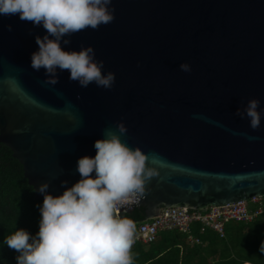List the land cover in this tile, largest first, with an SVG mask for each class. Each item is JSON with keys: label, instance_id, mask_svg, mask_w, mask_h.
I'll list each match as a JSON object with an SVG mask.
<instances>
[{"label": "water", "instance_id": "water-1", "mask_svg": "<svg viewBox=\"0 0 264 264\" xmlns=\"http://www.w3.org/2000/svg\"><path fill=\"white\" fill-rule=\"evenodd\" d=\"M114 20L70 37L65 50L92 46L111 89L57 73L47 83L31 55L42 27L0 16V142L21 163L36 199L61 195L80 176L77 160L116 132L139 147L158 176L117 213L145 207L204 209L264 197V116L253 130L236 115L251 99L264 109V0H112ZM11 25V31L6 27ZM188 63L190 72L180 69Z\"/></svg>", "mask_w": 264, "mask_h": 264}, {"label": "clouds", "instance_id": "clouds-1", "mask_svg": "<svg viewBox=\"0 0 264 264\" xmlns=\"http://www.w3.org/2000/svg\"><path fill=\"white\" fill-rule=\"evenodd\" d=\"M112 0H0V16H18L34 27H42L46 35L37 36L38 50L31 55L34 71L45 70L47 83H58V71L69 73V79L82 88L95 83L97 87L111 89L115 82L113 72H103L104 62L95 59L92 46L79 51L65 50L71 35L114 20ZM11 31L12 26H6ZM180 69L190 72L188 63ZM260 101L251 99L236 115L249 119L256 130L261 125L264 109ZM116 132L108 131L94 142V157L77 160L76 171L80 179L71 187L67 181L65 191L54 196L48 193V182L38 191L43 195L39 230L33 235L25 229H16L6 236L3 244L15 250L16 264H133L131 248L135 225L130 219L118 215L117 209L129 198L142 194L145 184L158 171L147 164V155L139 148L132 149L120 136L127 129L119 123ZM260 252L264 253V242Z\"/></svg>", "mask_w": 264, "mask_h": 264}, {"label": "trees", "instance_id": "trees-1", "mask_svg": "<svg viewBox=\"0 0 264 264\" xmlns=\"http://www.w3.org/2000/svg\"><path fill=\"white\" fill-rule=\"evenodd\" d=\"M42 202L36 199L21 163L0 142V264H16L18 255L3 244L6 236L21 228L33 235L38 232ZM261 205L263 212L252 221L227 222L223 238L212 230L201 233L199 224L193 226L199 244L189 245L187 235L180 231H161L155 242L131 248L133 264H264V253L259 250L264 242V197ZM120 216L138 224L146 220L145 207L122 211Z\"/></svg>", "mask_w": 264, "mask_h": 264}, {"label": "built area", "instance_id": "built-area-1", "mask_svg": "<svg viewBox=\"0 0 264 264\" xmlns=\"http://www.w3.org/2000/svg\"><path fill=\"white\" fill-rule=\"evenodd\" d=\"M261 197H252L225 205H211L204 209L192 207H165L157 216L137 224L134 232L132 248L138 244H150L156 241L161 231L177 230L187 235L189 245L201 243L193 234V226L200 225V232L212 230L221 238L225 236V224L233 222H250L263 212ZM258 207L253 208V205Z\"/></svg>", "mask_w": 264, "mask_h": 264}, {"label": "rangeland", "instance_id": "rangeland-1", "mask_svg": "<svg viewBox=\"0 0 264 264\" xmlns=\"http://www.w3.org/2000/svg\"><path fill=\"white\" fill-rule=\"evenodd\" d=\"M135 225V230L137 229V224H134Z\"/></svg>", "mask_w": 264, "mask_h": 264}]
</instances>
